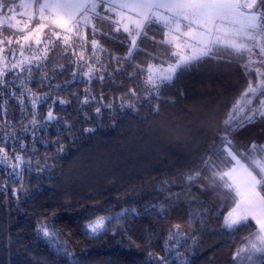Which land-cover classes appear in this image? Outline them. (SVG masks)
<instances>
[{
	"label": "snow or ice",
	"instance_id": "6c2138e0",
	"mask_svg": "<svg viewBox=\"0 0 264 264\" xmlns=\"http://www.w3.org/2000/svg\"><path fill=\"white\" fill-rule=\"evenodd\" d=\"M106 40L113 44L107 46L102 42ZM117 46L126 49L123 55ZM141 52L146 59H135ZM208 61L238 64L247 86L231 104L199 167L183 174L187 190L168 192L170 182L165 180L159 189L166 193L164 202L145 211L163 217L173 206L169 201H178L182 194L191 206L188 223L203 224L209 210L191 185L207 180V186H198L200 191L213 190L225 202L221 207L228 206L222 213L227 233L250 227V221L256 225L233 252V264H264V142L241 144L236 139L237 132L264 120V0H0V176L6 178L0 179V193L6 197L10 191L18 201L21 194L28 195L26 174L53 167L48 161L65 148L59 136L52 140L42 133L51 127L72 133V100L81 106L78 111L85 120L90 118L84 106L90 103H95L97 117L117 108L158 112L159 103L152 102L161 100L182 74ZM69 69L70 80L53 82ZM125 80L132 81L126 89ZM93 82L100 85L98 93ZM75 84L86 87L82 93L69 92L71 99L52 95ZM33 85L40 90L34 91ZM106 87L123 94L106 96ZM49 100L52 104L41 119ZM49 141L55 151L46 153L42 162L37 144ZM140 215L133 208L97 216L84 225V232L97 237L112 228L115 235L130 230L125 225ZM36 231L69 264H81L46 220ZM186 235L180 223L173 224L165 240L166 255L149 251L145 264H169L173 253L180 255V238ZM188 238L195 242L194 236Z\"/></svg>",
	"mask_w": 264,
	"mask_h": 264
},
{
	"label": "trees",
	"instance_id": "16d2710c",
	"mask_svg": "<svg viewBox=\"0 0 264 264\" xmlns=\"http://www.w3.org/2000/svg\"><path fill=\"white\" fill-rule=\"evenodd\" d=\"M9 32L5 29L6 34ZM102 42L107 46L113 44L111 40ZM117 51L123 55L126 49L117 46ZM135 59L146 57L141 52ZM70 79L71 69L53 82L61 84ZM131 83L125 80V89ZM246 86V77L238 64L208 61L182 74L162 93L161 100L152 102L159 103L158 112L148 107L138 112L117 108L103 110L97 117L96 105L90 103L84 106L90 118L85 120L84 112L78 111L81 106L72 100L68 107L74 125L72 133L56 127L42 133L52 140L59 136L65 148L48 161L53 167L39 175L26 174L28 195L21 194L18 201L10 191L6 197L0 193V264H69L68 258L38 235L36 228L42 220L57 230L61 243L67 242L73 259H79L81 264H145L149 251L164 256L165 240L176 223L182 225L187 235L180 238V255L173 253L169 264L173 260L175 264H233V252L256 225L250 221V227L227 233L222 227V213L227 212L228 206L222 208L225 202L213 190L200 191L198 186H207V180L191 185V192L209 210L203 224L188 223L191 206L182 194L178 201H169L173 206L163 217L145 209L164 202L166 193L159 189L165 180L170 182L168 192L187 190L183 174L199 167L200 157ZM84 87L85 84H75L66 92L52 95L71 99L69 92L82 93ZM92 87L97 93L101 91L96 82ZM33 90L39 91V86L33 85ZM104 91L109 97L123 94L112 87ZM51 104L49 100L43 106L41 119ZM85 127L94 131L84 133ZM236 139L241 144L252 140L264 142V120L237 132ZM37 149V158L42 162L46 153L55 151L50 141L38 143ZM133 208L141 215L125 225L130 230L120 229L114 235L109 228L97 237L85 234L84 225L95 217ZM191 236L195 242L188 238Z\"/></svg>",
	"mask_w": 264,
	"mask_h": 264
},
{
	"label": "rangeland",
	"instance_id": "374dc122",
	"mask_svg": "<svg viewBox=\"0 0 264 264\" xmlns=\"http://www.w3.org/2000/svg\"><path fill=\"white\" fill-rule=\"evenodd\" d=\"M17 3H19V0H18V2ZM22 26V25H21ZM254 222V221H253Z\"/></svg>",
	"mask_w": 264,
	"mask_h": 264
},
{
	"label": "water",
	"instance_id": "95a60500",
	"mask_svg": "<svg viewBox=\"0 0 264 264\" xmlns=\"http://www.w3.org/2000/svg\"><path fill=\"white\" fill-rule=\"evenodd\" d=\"M35 23V22H34ZM34 23H33V25L32 26H34Z\"/></svg>",
	"mask_w": 264,
	"mask_h": 264
}]
</instances>
